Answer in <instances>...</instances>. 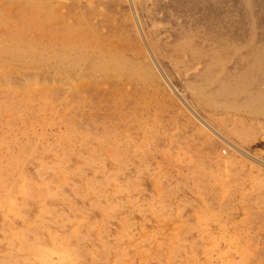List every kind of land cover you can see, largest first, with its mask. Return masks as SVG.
Wrapping results in <instances>:
<instances>
[{
    "label": "rangeland",
    "instance_id": "374dc122",
    "mask_svg": "<svg viewBox=\"0 0 264 264\" xmlns=\"http://www.w3.org/2000/svg\"><path fill=\"white\" fill-rule=\"evenodd\" d=\"M0 55V264H264V0H0Z\"/></svg>",
    "mask_w": 264,
    "mask_h": 264
},
{
    "label": "bare ground",
    "instance_id": "6f19581e",
    "mask_svg": "<svg viewBox=\"0 0 264 264\" xmlns=\"http://www.w3.org/2000/svg\"><path fill=\"white\" fill-rule=\"evenodd\" d=\"M25 1H26V0H25ZM163 3H164V2H163ZM19 4H20V3H19ZM18 6H19V5H18ZM18 6H17V7H18ZM12 14H13V13H12ZM73 32H74V31H73ZM85 32H86V31H85ZM92 32H93V31H92ZM3 36H4V35H3ZM1 37H2V36H1ZM2 38H3V37H2ZM35 39H36V38H35ZM96 39H97V38H96ZM13 40H14V39H13ZM13 40H12V41H13ZM22 41H23V40H22ZM9 42H10V41H9ZM14 42H15V41H14ZM29 42H30V39H29ZM85 42H86V40H85ZM85 42H84V43H85ZM186 42H187V41H186ZM6 43H7V42H6ZM25 43H26V42H25ZM31 43H32V42H31ZM4 44H5V42H4ZM13 44H14V43H13ZM72 44H73V43H72ZM72 44H71V45H72ZM7 45H9V46L12 45V42H11V44H6L5 46L7 47ZM15 45H17V44H15ZM17 46H18V45H17ZM50 46H52V45H50ZM93 46H94V45H93ZM180 46H182V45H180ZM215 46H216V45H215ZM215 46H214V47H215ZM228 46H229V45H228ZM237 46H238V45H237ZM249 46H250V45H249ZM21 47H22V46H21ZM27 47H29V45H28ZM27 47H26V49H27ZM54 47H55V46H54ZM73 47H74V46H73ZM79 47H80V46H79ZM190 47H192V46H190ZM15 48H16V47H15ZM31 48H32V47H31ZM49 48H50V47H49ZM85 48H86V47H85ZM181 48H183V47H181ZM181 48H180V50H181ZM193 48H194V47H193ZM216 48H217V46L214 48V50H215ZM224 48H225V47H224ZM248 48H249V47H248ZM253 48H254V47H253ZM11 49L13 50L14 48L12 47ZM11 49H10L9 52H11ZM16 49H18V47H17ZM16 49L14 50L15 52H17ZM29 49H30V48H29ZM33 49L35 50L36 48H33ZM46 49H47V48H46ZM95 49H97V48L95 47ZM95 49H94V51H95ZM217 49H218V48H217ZM217 49H216V50H217ZM228 49H229V48H228ZM231 49H232V48H231ZM231 49H230V50H231ZM254 49H255V48H254ZM1 50H2V49H1ZM3 50H4V49H3ZM59 50H60V49H59ZM65 50H66V49H65ZM67 50H68V49H67ZM70 50H71V49H70ZM70 50H69V51H70ZM75 50H76V49H75ZM82 50H83V49H82ZM180 50H176V51L178 52V51H180ZM232 50H233V49H232ZM249 50H250V49H249ZM22 51H23V50H21V53H22ZM25 51H26V50H25ZM25 51H24V53H25ZM40 51H41V50H40ZM49 51H50V50H49ZM60 51H61V50H60ZM183 51H184V49H183ZM218 51H219V50H218ZM218 51H217V52H218ZM245 51H246V50H245ZM4 52H5V51H4ZM4 52H3V53H4ZM19 52H20V51H19ZM26 52H28V50H27ZM30 52H31V51H30ZM35 52H36V50H35ZM43 52H44V50H43ZM66 52H67V51H66ZM75 52H76V51H75ZM84 52H85V51H84ZM185 52H186V51H185ZM219 52H220V51H219ZM219 52H218V53H219ZM226 52H227V51H226ZM243 52H244V51H243ZM250 52H251V50H250ZM250 52H249V53H250ZM7 53H8V52H7ZM41 53H42V52H41ZM53 53H55V52H52V53L50 52L51 55H52ZM89 53L92 54V52H89ZM89 53H88V56H89ZM97 53H98V52H97ZM100 53H101V52H100ZM261 53H262V52H261ZM13 54H14V53H13ZM28 54H29V53H28ZM31 54H32V53H31ZM31 54H30V56H31ZM37 54H38V53H37ZM42 54H43V53H42ZM42 54H41V55H42ZM55 54H56V53H55ZM58 54H59V53H58ZM68 54H69V53H68ZM74 54L76 55V54H78V53H74ZM86 54H87V53H86ZM222 54H223V53H222ZM224 54H225V53H224ZM243 54H244V53H243ZM254 54H255V53H254ZM1 55H2V54H1ZM1 55H0V56H1ZM38 55H39V54H38ZM56 55H57V54H56ZM61 55H62V54H61ZM72 55H73V54H72ZM72 55H71V56H72ZM79 55H80V54H79ZM82 55H83V54H82ZM210 55H211V53H210ZM229 55H230V54H229ZM245 55H246V53H245ZM4 56H5V55H4ZM8 56H9V55H8ZM11 56H13V55H11ZM11 56H10V57H11ZM63 56H64V57H67V56H65L64 54H63ZM76 56H77V55H76ZM91 56H92V55H91ZM227 56H228V54H226V57H227ZM6 57H7V56H6ZM51 57H54V56L52 55ZM51 57H50V58H51ZM64 57H63V58H64ZM85 57H86V56H85ZM99 57H101V56H99ZM243 57H244V56H243ZM26 58H27V57H26ZM48 58H49V57H48ZM61 58H62V57H61ZM70 58H71V57H70ZM93 58H94V56H93ZM219 58H220V57H219ZM227 58H228V60L231 59V58H229V57H227ZM236 58H237V57H236ZM9 59H10V58H9ZM11 59H12V58H11ZM13 59H15V57H14ZM19 59H20V58H19ZM28 59H29V58H28ZM31 59H32V56H31ZM55 59H56V56H55ZM79 59H80V58H79ZM91 59H92V58H91ZM101 59H102V58H101ZM237 59H238V58H237ZM239 59H240V58H239ZM244 59H245V57H244ZM22 60H23V58H22ZM49 60H50V59H49ZM84 60H86V59H84ZM84 60L82 59V61H84ZM94 60H95V58L93 59L92 64L94 63ZM102 60H103V59H102ZM215 60H216V59H215ZM220 60H221V59H220ZM247 60H248V59H247ZM26 61H27V60H26ZM30 61H31V60H30ZM55 61H56V60H55ZM69 61H70V60H69ZM80 61H81V59H80ZM113 61H114V60H113ZM221 61H222V60H221ZM22 62H23V61H22ZM27 62H28V61H27ZM57 62H58V61H57ZM63 62H64V61H63ZM106 62H108V61H106ZM106 62H104V63H106ZM209 62H210V61H209ZM223 62H224V61H223ZM65 63H66V62H65ZM97 63H98V60H97ZM100 63H101V61H100ZM108 63H110V62H108ZM237 63H238V62H237ZM242 63H243V61H242ZM59 64H60V63H59ZM61 64H63V63H61ZM73 64H74V63H73ZM79 64H80V62H79ZM57 65H58V64H57ZM74 65H76V64H74ZM74 65H72L71 69L73 68ZM99 65H100V64H99ZM109 65H110V64H109ZM239 65H240V64H239ZM243 65L246 66V64H243ZM243 65H242V66H243ZM62 66H63V65H62ZM95 66H96V65H95ZM106 66H107V65H106ZM68 67H69V66H68ZM68 67H67V68H68ZM62 68H63V67H62ZM74 68H77V66L74 67ZM74 68H73V69H74ZM99 68L101 69L102 67L100 66ZM112 68H113V67H112ZM215 68H216V67H215ZM242 68H243V67H242ZM92 69H93V68H92ZM243 69H244V68H243ZM114 70H115V69H114ZM114 70H113V71H114ZM116 71H117V70H116ZM217 71H218V69H217ZM238 71H239V70H238ZM91 72H94V71H91ZM206 72H207V71H206ZM116 73H117V72H116ZM217 73H218V72H217ZM207 74H208V72H207ZM211 74H213L212 71H211ZM237 74H238V73H237ZM232 76H233V75H232ZM234 76H235V75H234ZM220 78H221V77H220ZM230 78H231V77H230ZM230 80H231V79H230ZM230 80H228V82H229ZM239 80H240V79H239ZM219 81H221V79H219ZM216 82H217V81H216ZM217 83H218V82H217ZM223 84H224V81H223ZM214 86H215V85L213 84V87H214ZM212 89H213V88H212ZM204 90H205V92H206L208 89H204ZM209 92H211L210 89H209ZM212 93H213V92H212ZM220 99H221V98H220ZM257 99H258V98H257ZM257 99H256V100H257ZM260 99H262V98H260ZM258 100H259V99H258ZM260 101H261V100H260ZM260 101H258V103H259ZM217 102H218V101H217ZM263 104H264V102H263ZM259 111H260V110H259ZM259 111H258V112H259ZM259 113H260V112H259Z\"/></svg>",
    "mask_w": 264,
    "mask_h": 264
}]
</instances>
